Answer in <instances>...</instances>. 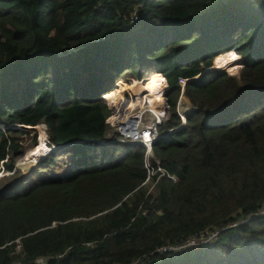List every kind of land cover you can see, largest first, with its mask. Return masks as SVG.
<instances>
[{"label": "trees", "instance_id": "16d2710c", "mask_svg": "<svg viewBox=\"0 0 264 264\" xmlns=\"http://www.w3.org/2000/svg\"><path fill=\"white\" fill-rule=\"evenodd\" d=\"M228 51L245 74L203 71ZM153 74L167 83L160 132L180 127L179 79L191 109L145 160L112 141L102 93ZM6 126L0 165L13 175L36 144L16 126L63 147L0 181V264H264V0H0ZM209 235L210 248L164 252Z\"/></svg>", "mask_w": 264, "mask_h": 264}, {"label": "rangeland", "instance_id": "374dc122", "mask_svg": "<svg viewBox=\"0 0 264 264\" xmlns=\"http://www.w3.org/2000/svg\"><path fill=\"white\" fill-rule=\"evenodd\" d=\"M230 53H234V52H232V51H228L227 53H225V54H223V55H221V56H219L217 59H216V65H215V67H214V62H215V59L213 58V60L211 61V63H210V65L212 66L213 65V67H214V69H211V70H213V71H215V72H219V73H221V74H226V75H229V76H234V77H236V78H239V77H241L243 74H245V72L244 71H238V69H239V58L235 55V54H230ZM228 55H235V57H236V61L235 62H233L230 66H228V67H225V68H222L220 65L222 64V63H224V61H226V57H229ZM240 56V55H239ZM242 59H243V57L242 56H240ZM232 59V58H231ZM234 60V59H233ZM234 64L236 65L235 67H236V71H234V72H228V70L232 67V66H234ZM211 66H210V68H211ZM218 67V68H217ZM123 80L125 83H127V85H132L133 84V82H136L134 79H131V77H122V78H118L117 80ZM145 81V79H143L142 81H141V83H139V84H135V88H136V92H137V94L139 95V94H141V93H143L144 92V88H149L151 85H152V83L154 82V80L152 81H150V79H148L147 81V83H148V86H146V87H141V85H142V83ZM151 89V88H150ZM129 91H127V93H128ZM126 93V94H127ZM129 93H131V92H129ZM126 94H125V96H126ZM159 94H160V97L161 98H163V99H165V97H164V91L162 92V93H160L159 92ZM108 106L111 108V106H110V104H109V102H108ZM179 106H180V111L181 112H185V111H188V110H190L191 109V105H190V103L186 100V98H181V101L179 102ZM43 131H44V129H43V126H39L38 128H36V130H27V132H29L30 133V136L29 137H27L26 138V142L30 139V137L32 136H36V146L35 147H37V148H35V147H33V146H30V147H28L27 148V150L25 151V153H24V155H23V159H19L20 161H18L19 162V167H18V171H19V173L16 175V174H14V175H7V176H5L4 174H0V181H5V180H9V178L8 177H11V176H14L12 179H18V178H20V177H22V176H24V175H26V174H29L32 170H33V168L34 167H31V165L32 164H28L29 162H27L25 159L27 158L28 160L29 159H33V161L34 162H36V160H39V158H41V157H43V156H45L44 154H43V151H44V148H43V144H44V142H45V139L43 138ZM34 149V150H33ZM30 155V156H29ZM22 158V157H21ZM25 160V161H24ZM60 160H64V161H69V160H71V158L69 157V156H65V157H61V159ZM66 166L65 165H62L61 167H60V169H64ZM35 175V174H34ZM48 175H53V174H46V172L44 173L43 171L41 172V173H38V174H36L35 176H37V177H40V178H44V177H47ZM34 178H36V177H34ZM33 178V175H29L25 180H23L22 182H24L23 183V185H21L20 187L22 188V189H25V188H27L28 186H29V184H30V182L34 179ZM26 185V186H25ZM217 236H214V235H209V236H206L201 242H192V241H190V242H188V244L186 245V249H192V250H203V249H206V248H210L211 246H213V244L215 243V238H216Z\"/></svg>", "mask_w": 264, "mask_h": 264}, {"label": "built area", "instance_id": "2783aa9c", "mask_svg": "<svg viewBox=\"0 0 264 264\" xmlns=\"http://www.w3.org/2000/svg\"><path fill=\"white\" fill-rule=\"evenodd\" d=\"M134 20H136V18H134ZM181 83L183 84L184 82L181 81ZM133 102L134 96L132 93L128 92L126 96L123 94V99L121 101L122 106L119 107L122 109L119 110L120 115L114 119L113 117L115 111L112 110L111 116L108 118L107 123L110 126L116 128L121 138L119 140L121 143H138L143 148H145L146 154H149L151 144L158 138L157 125L161 122L163 114L159 113L158 111L154 112L147 104L144 96L142 97V102L140 104H134ZM161 110L164 112V108ZM147 113L150 114L151 117H145ZM170 132L171 131H168L167 134ZM192 242L196 241L192 240ZM186 245L180 246L177 249L167 248L164 250V252L183 250L185 249Z\"/></svg>", "mask_w": 264, "mask_h": 264}, {"label": "clouds", "instance_id": "9594fccd", "mask_svg": "<svg viewBox=\"0 0 264 264\" xmlns=\"http://www.w3.org/2000/svg\"><path fill=\"white\" fill-rule=\"evenodd\" d=\"M69 52H73V51H69ZM232 52H234V51H232ZM225 53H227V52H225ZM225 53H223V54H225ZM223 54H220V55H223ZM233 54H235V55H237V56H239L240 54H237L236 52H234ZM220 55H218V56H220ZM218 56H216V57H218ZM240 56H242V55H240ZM216 57H214V58H216ZM243 57V56H242ZM243 59L245 60V58L243 57ZM213 60V58L211 59V61ZM246 61V60H245ZM248 64V63H247ZM211 66V65H210ZM210 66L209 67H207V68H205V69H203V71H208V70H211V68H210ZM210 68V69H209ZM211 71H213V70H211ZM153 75H155V74H153ZM158 75H161V74H158ZM150 76H152V75H150ZM149 76V77H150ZM162 76V75H161ZM149 77H147V78H144L145 80L146 79H148ZM163 77V76H162ZM164 78V77H163ZM165 79V78H164ZM122 80V79H121ZM143 80V79H142ZM142 80H138V81H136V82H140L141 83V81ZM120 81V79L119 80H116L115 81V83H114V86L113 87H116V85H117V83ZM181 81H183L184 83L182 84L181 83ZM165 82H166V80H165ZM186 82H187V80H185V79H179L178 80V84H179V87H180V94H179V98H178V103H177V106H176V109H175V111H176V115L178 116V118H179V120H180V127H182V126H184L185 125V123H186V121H185V113L186 112H188V111H185V112H181L180 111V106H179V102L181 101V98H185V96L183 95V91H184V87H185V85H186ZM135 82H133V84H134ZM127 84V83H126ZM132 84V85H133ZM112 87V88H113ZM166 89H167V83H166V86H165V90H164V97H165V92H166ZM106 92H107V90H105V91H103V93H102V99L104 100V102L106 103V105H107V107H108V109H109V111H110V115H109V117L111 116V111L112 110H114L113 108H110L109 106H108V102H107V99L105 98V94H106ZM130 92V91H129ZM127 93V91H124L123 93H122V96H123V94H126ZM160 93H162V91L160 92ZM134 94V93H133ZM187 100V99H186ZM188 101V100H187ZM138 104H140V103H138ZM148 104V103H147ZM149 105V104H148ZM150 107H151V109L154 111V112H156V111H158V110H156V108H154V106H151V105H149ZM160 106H161V108H160V110L161 109H163L164 108V112H163V110H161V111H159V113H161V114H163L162 116V119H161V122L157 125V133H158V138L155 140V141H153V143L151 144V146H150V152H149V154H146V150H145V148H143L141 145H139L138 143H131V142H128V143H121L119 140L121 139L120 138V136H119V133H118V131L116 130V128L115 127H113V128H115V130H116V132H117V134H118V138H116V139H113L112 141L113 142H117V143H119V144H123V145H129V146H136V147H140V148H142L143 150H144V157H145V160H150V158L152 157V146H153V144L158 140V139H160V138H163V137H165V136H168V135H170V134H172L173 132H175L176 130H178L179 128H173V129H169V130H165L164 132H160V130H159V127L160 126H162V123L164 122V120L167 118V113H168V105H167V102H166V99H163V98H161V100H160ZM115 107V106H114ZM149 116H150V114H146L145 115V117H148L149 118ZM108 117V118H109ZM151 117V116H150ZM108 118H107V120H108ZM107 120H106V123H107ZM108 124V123H107ZM109 125V124H108ZM110 126V125H109ZM15 127V126H14ZM110 127H112V126H110ZM8 128V126H6L5 128H0L1 130H5V129H7ZM15 128H20V129H23V130H36L35 128H33V127H24V126H16ZM43 129H44V127H43ZM168 131H171L169 134H167V132ZM43 138L45 139V142H44V146L46 147V149H48L49 150V153L47 154V155H45V156H43V157H41V158H39V160H36V162H34L33 161V159H25L27 162H29L28 164H32L31 165V167H35L37 164H39L41 161H43V160H45L48 156H50L52 153H54L55 151H57L59 148H62L63 146H49L48 144H47V140H46V135H45V132L43 131ZM75 143H77V142H74V143H71V144H66L65 146H70V145H72V144H75ZM98 144H101V145H104V144H106V143H108L107 141H105V140H101V141H98L97 142ZM36 146V144L33 146V147H35ZM38 147V146H37ZM36 148V147H35ZM34 150V149H33ZM30 156V155H29ZM21 159H23V156H22V158H20V160ZM20 160H17L16 162H15V164H14V170H18V167H19V162L18 161H20ZM24 160V161H25ZM148 163H149V165H150V162L148 161ZM0 173L1 174H4L5 176H7V175H13V173L14 172H5V170H4V167H3V165L1 164L0 165ZM7 174V175H6ZM27 175V174H26ZM26 175H24V176H26ZM152 177V175L151 176H149V178H151ZM170 180H173V178H171L170 177ZM23 183L24 182H22L21 184L23 185ZM26 186V185H25ZM20 190H24V189H22L21 187H20ZM262 215H264V212H262V213H260L259 214V216H262Z\"/></svg>", "mask_w": 264, "mask_h": 264}, {"label": "bare ground", "instance_id": "6f19581e", "mask_svg": "<svg viewBox=\"0 0 264 264\" xmlns=\"http://www.w3.org/2000/svg\"><path fill=\"white\" fill-rule=\"evenodd\" d=\"M238 57V56H237ZM215 67V66H214ZM214 69V68H213ZM158 74H155V75H152L150 76L148 79H150V81L152 80H155L152 85H153V89H150V88H144V92L141 93V94H137V92L135 91L136 88H135V84H139L140 82H135L133 85H127L124 81V86L120 87V88H115L113 89L111 92L109 93H106L105 96H115L116 97V100L115 101H111V99L107 102H109L111 108L114 109V119L118 117L119 114V110H122L120 109L119 107L122 106L121 104V101L123 99V96H122V93L124 91H130L132 93V95L134 96V104L136 103H141L142 102V97L144 96L145 97V100L146 102L151 105V106H154V108H156V110L161 111L160 108V100H161V97H160V94L159 92H163L165 90V85H164V82H163V78H162V84L157 85V80L155 78H152L153 76H156ZM148 79H146L143 83H142V86L145 87V86H148ZM134 93V94H133ZM124 104V103H123ZM115 106V107H114Z\"/></svg>", "mask_w": 264, "mask_h": 264}]
</instances>
